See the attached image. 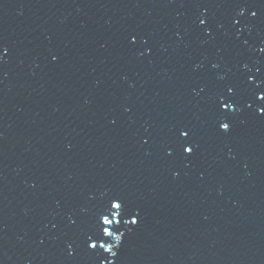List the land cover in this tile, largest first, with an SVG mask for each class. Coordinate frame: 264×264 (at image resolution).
Masks as SVG:
<instances>
[{"label":"water","instance_id":"obj_1","mask_svg":"<svg viewBox=\"0 0 264 264\" xmlns=\"http://www.w3.org/2000/svg\"><path fill=\"white\" fill-rule=\"evenodd\" d=\"M261 48L264 0H0V264H264Z\"/></svg>","mask_w":264,"mask_h":264},{"label":"snow or ice","instance_id":"obj_2","mask_svg":"<svg viewBox=\"0 0 264 264\" xmlns=\"http://www.w3.org/2000/svg\"><path fill=\"white\" fill-rule=\"evenodd\" d=\"M243 11H241V15ZM253 17L257 15L255 11L251 13ZM206 21L201 19L200 24H205ZM239 23V21H237ZM135 39V38H133ZM261 52H264V48L260 49ZM252 78L249 77V80ZM229 93H233V88L229 87ZM260 99H264V95L260 96ZM225 97H220V107L222 109H232L238 111L235 107L234 102L228 101L225 102ZM251 107V105H249ZM264 111V110H262ZM219 128L227 133L231 129V124L228 122L221 121L219 123ZM180 135L182 137H188V131H181ZM184 151L186 153H191L193 151L192 147H184ZM125 217H130V219L125 220ZM139 222V215H133L131 210L125 203L124 199L120 196H113L111 199L108 200L107 204L102 206L100 210H98L91 223L92 234L87 237L85 240V245L87 249L92 250L93 254H97L95 250L99 247L104 252L109 253L111 257L117 256L118 248L121 246L123 240V234L117 235L115 234L118 231L117 225L121 223H127L130 225H136ZM75 223V221H73ZM107 238L114 239L115 243H107ZM99 264H104V261L101 260ZM107 264H115L113 260H108Z\"/></svg>","mask_w":264,"mask_h":264}]
</instances>
